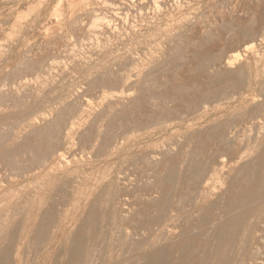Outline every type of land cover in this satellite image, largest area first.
<instances>
[{
  "label": "bare ground",
  "instance_id": "6f19581e",
  "mask_svg": "<svg viewBox=\"0 0 264 264\" xmlns=\"http://www.w3.org/2000/svg\"><path fill=\"white\" fill-rule=\"evenodd\" d=\"M222 28L187 36L102 129L81 131L88 109L34 126L41 101L1 96L0 264H264V60L251 40L220 60Z\"/></svg>",
  "mask_w": 264,
  "mask_h": 264
},
{
  "label": "rangeland",
  "instance_id": "374dc122",
  "mask_svg": "<svg viewBox=\"0 0 264 264\" xmlns=\"http://www.w3.org/2000/svg\"><path fill=\"white\" fill-rule=\"evenodd\" d=\"M253 15L258 21L251 38L225 28ZM214 28H222L220 60L241 54L236 68L247 57L244 45L250 40L264 60V0H0V98L16 93L41 101L42 116L33 117L34 126L61 114L77 127L79 111L88 109L81 131L93 123L102 129L105 106L134 108L131 101L140 98L149 78L167 81L158 65L168 54L187 36ZM36 62L41 66L28 68ZM222 68L220 61L212 67ZM102 76L115 78L116 87L89 88ZM178 139L174 135L170 142Z\"/></svg>",
  "mask_w": 264,
  "mask_h": 264
}]
</instances>
